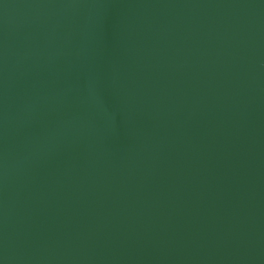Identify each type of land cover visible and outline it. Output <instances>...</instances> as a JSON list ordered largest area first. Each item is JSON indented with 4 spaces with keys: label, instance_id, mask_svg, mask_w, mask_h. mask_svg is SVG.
Instances as JSON below:
<instances>
[{
    "label": "water",
    "instance_id": "1",
    "mask_svg": "<svg viewBox=\"0 0 264 264\" xmlns=\"http://www.w3.org/2000/svg\"><path fill=\"white\" fill-rule=\"evenodd\" d=\"M0 264H264V0H0Z\"/></svg>",
    "mask_w": 264,
    "mask_h": 264
}]
</instances>
